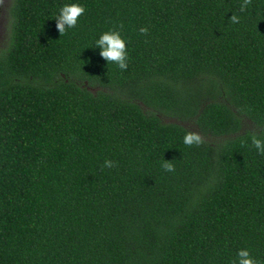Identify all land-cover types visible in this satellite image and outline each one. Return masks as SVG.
<instances>
[{"label": "trees", "instance_id": "16d2710c", "mask_svg": "<svg viewBox=\"0 0 264 264\" xmlns=\"http://www.w3.org/2000/svg\"><path fill=\"white\" fill-rule=\"evenodd\" d=\"M72 3L86 11L60 35ZM241 3L11 0L0 264H264V0ZM113 29L126 70L96 46Z\"/></svg>", "mask_w": 264, "mask_h": 264}, {"label": "clouds", "instance_id": "9594fccd", "mask_svg": "<svg viewBox=\"0 0 264 264\" xmlns=\"http://www.w3.org/2000/svg\"><path fill=\"white\" fill-rule=\"evenodd\" d=\"M251 3L252 0H242L240 11L244 12ZM85 11V7L78 3L66 4L61 7L59 14L55 17L60 35L65 34L66 29L76 27L79 17ZM229 22L233 24L239 23L240 17L233 14ZM120 27L122 28L123 25H120ZM139 31L141 34L147 35L149 30L147 27H141ZM96 46L102 48L101 56L108 61V64H115L120 70H126L128 68L126 41L119 31L113 29L104 32L96 41ZM250 135L251 145L260 155H264V134L253 132ZM183 143L189 147L193 145L199 146L204 143V140L199 133L187 131L183 137ZM103 166L111 168L114 166V163L111 160H106ZM162 168L168 172L175 170L173 162L168 161L162 163ZM232 264H260V261L253 258L248 249H240L237 253V259L233 260Z\"/></svg>", "mask_w": 264, "mask_h": 264}, {"label": "rangeland", "instance_id": "374dc122", "mask_svg": "<svg viewBox=\"0 0 264 264\" xmlns=\"http://www.w3.org/2000/svg\"><path fill=\"white\" fill-rule=\"evenodd\" d=\"M10 4L11 0H0V49L8 40Z\"/></svg>", "mask_w": 264, "mask_h": 264}]
</instances>
